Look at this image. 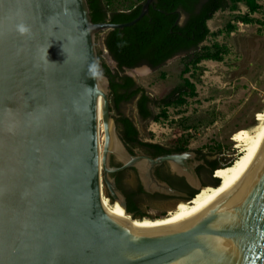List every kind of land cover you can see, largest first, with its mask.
<instances>
[{
  "label": "water",
  "instance_id": "obj_1",
  "mask_svg": "<svg viewBox=\"0 0 264 264\" xmlns=\"http://www.w3.org/2000/svg\"><path fill=\"white\" fill-rule=\"evenodd\" d=\"M153 2L112 24L94 23L88 0H0V264H264V130L222 191L171 228H136L103 205L104 183L142 220L110 177L130 167L150 192L181 196L154 175L170 163L197 189L180 203L220 185H200L195 153L132 155L112 117L97 38L135 25ZM21 20L32 39L15 32ZM112 154L122 167H110Z\"/></svg>",
  "mask_w": 264,
  "mask_h": 264
},
{
  "label": "rangeland",
  "instance_id": "obj_2",
  "mask_svg": "<svg viewBox=\"0 0 264 264\" xmlns=\"http://www.w3.org/2000/svg\"><path fill=\"white\" fill-rule=\"evenodd\" d=\"M258 1L262 9L251 17L259 22L247 25L237 20L238 15L248 13L244 5H239L235 12L220 11L208 22L212 34L204 45L220 43L228 48L229 53L222 62L203 61L195 77L192 73L186 75L195 83L197 96L188 98L185 106L170 108L168 119L145 122L138 115L136 103L132 102L113 111V119L116 121L120 115L129 117L144 142L173 148L181 138H186L190 153L206 155L210 161H218L220 166L234 162L241 154L242 134L252 133L264 113V0ZM229 22L236 25V30L227 35ZM104 37L105 33L98 36L97 49L102 53L103 62L115 70L117 65L103 45ZM189 55L180 54L156 69L143 65L127 70L125 74L134 76L138 85L144 87L152 98L159 99L183 82V58ZM163 74L166 78L162 77ZM154 110L159 113L158 109ZM183 119H188L189 130H184ZM218 144L223 146L221 153L217 150ZM135 151L139 153V149L135 148ZM102 190L104 207L113 210L112 205L116 202L111 203L104 183ZM188 208V203H181L178 207L153 206L146 210L148 216L144 219L147 220H142L165 221L172 214Z\"/></svg>",
  "mask_w": 264,
  "mask_h": 264
},
{
  "label": "trees",
  "instance_id": "obj_3",
  "mask_svg": "<svg viewBox=\"0 0 264 264\" xmlns=\"http://www.w3.org/2000/svg\"><path fill=\"white\" fill-rule=\"evenodd\" d=\"M146 1L88 0V3L94 23L125 24L140 15ZM239 5H244L248 11L247 14L236 17L239 22L247 25L259 22L251 17L262 9L258 0H154L148 14L135 25L106 32L103 45L117 65V69L112 70L104 62L105 73L110 79L111 113L119 110L124 104L135 102L142 121L159 122L168 119L170 108H182L187 104L188 98L196 97V85L186 78V75L192 73L195 77L203 61L222 62L229 53L228 48L220 43L204 45L212 34L208 22L220 11H237ZM235 30L236 25L229 22L227 35ZM184 53L190 55L183 58V82L165 97L152 98L133 77L125 74L127 70L143 65L153 69L159 68ZM99 55L102 53L99 52ZM162 77L166 78V75L163 74ZM154 109H158L159 113H155ZM187 121L188 119L182 120L184 130L190 129ZM116 124L128 148H150L156 150L158 155L189 151V141L186 138H181L173 148L142 141L134 122L124 115L116 117ZM217 150L221 153L223 146L218 144ZM233 163L230 161L220 166L218 161H209L214 170L231 166ZM134 211H138L137 206L130 205L128 212ZM147 216L146 213H140L136 218L144 219Z\"/></svg>",
  "mask_w": 264,
  "mask_h": 264
},
{
  "label": "flooded vegetation",
  "instance_id": "obj_4",
  "mask_svg": "<svg viewBox=\"0 0 264 264\" xmlns=\"http://www.w3.org/2000/svg\"><path fill=\"white\" fill-rule=\"evenodd\" d=\"M127 149L132 155L136 157L146 156L153 159L166 155L183 154L168 152L158 155L156 154V150L150 148H136L139 149V153L135 151V148L133 149L127 147ZM209 161L210 160L206 155L199 153H195V157L188 160V165L192 166L195 169V172L197 173L199 178V183L202 187L215 185V183L217 182L214 177V166L209 164ZM122 166V161L117 156L112 154L110 156V167L120 168ZM154 175L159 182L168 184L171 188L181 193V196H173L159 190L150 192L145 183L144 176H142L139 169L135 167H130L120 172L110 174V177L114 180L116 187L125 198L127 211L130 205L137 206L138 211H134L131 213L134 214L135 217H137L140 213H146V210L148 208H153V206H176L180 202L189 200L192 195L197 192V189L190 184L188 179L185 176L179 175L178 172L174 170L172 165L168 162L157 166L154 171ZM108 195L110 197L111 203H115L116 200L110 195L109 191ZM112 207H114V204L112 205Z\"/></svg>",
  "mask_w": 264,
  "mask_h": 264
},
{
  "label": "bare ground",
  "instance_id": "obj_5",
  "mask_svg": "<svg viewBox=\"0 0 264 264\" xmlns=\"http://www.w3.org/2000/svg\"><path fill=\"white\" fill-rule=\"evenodd\" d=\"M99 117H100V130H99V136H100V146H101V152L103 151L104 147V129L101 132V123H102V107L99 108ZM259 124L253 129V132H245L242 134L241 137V154L240 156L234 161V163L231 166H226L218 169L214 173V177L217 179H220V185L219 187H206L202 189L198 195L190 202L188 203L189 208L176 212L172 214V216L167 220H156L152 222H145L141 220L140 222L131 220L130 217L125 213L124 208L116 202L114 205L113 210L106 211L116 220L121 221L123 223H128L129 225H132L136 228H171L187 218L188 216L192 215L202 207H204L207 203H209L215 196H217L222 189L227 185V183L231 180V178L235 175V173L238 171V169L242 166V164L245 162L246 158L248 157L250 151L252 150L253 146L255 145L256 141L258 140L259 136L261 135L262 131L264 130V113L262 117L259 120ZM251 130V129H250ZM111 148L116 151L120 156L121 150L119 149L118 145L112 144ZM181 204V203H180ZM180 204L176 205L178 207Z\"/></svg>",
  "mask_w": 264,
  "mask_h": 264
},
{
  "label": "clouds",
  "instance_id": "obj_6",
  "mask_svg": "<svg viewBox=\"0 0 264 264\" xmlns=\"http://www.w3.org/2000/svg\"><path fill=\"white\" fill-rule=\"evenodd\" d=\"M18 15H19V13H18ZM15 32L22 38H27V39L33 38V32H32L31 26L28 25L23 20H21L19 23L15 24Z\"/></svg>",
  "mask_w": 264,
  "mask_h": 264
}]
</instances>
